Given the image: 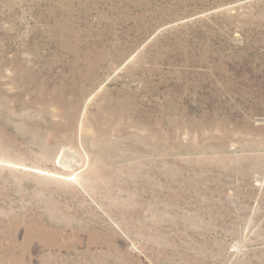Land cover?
<instances>
[{
	"label": "rangeland",
	"instance_id": "rangeland-1",
	"mask_svg": "<svg viewBox=\"0 0 264 264\" xmlns=\"http://www.w3.org/2000/svg\"><path fill=\"white\" fill-rule=\"evenodd\" d=\"M0 264H264V0H0Z\"/></svg>",
	"mask_w": 264,
	"mask_h": 264
}]
</instances>
